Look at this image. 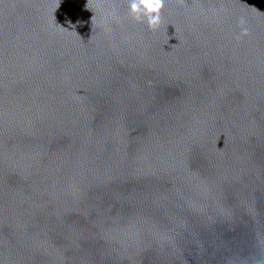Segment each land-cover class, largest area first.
<instances>
[{"label":"water","instance_id":"obj_1","mask_svg":"<svg viewBox=\"0 0 264 264\" xmlns=\"http://www.w3.org/2000/svg\"><path fill=\"white\" fill-rule=\"evenodd\" d=\"M126 12L0 0V264H264V0Z\"/></svg>","mask_w":264,"mask_h":264},{"label":"clouds","instance_id":"obj_2","mask_svg":"<svg viewBox=\"0 0 264 264\" xmlns=\"http://www.w3.org/2000/svg\"><path fill=\"white\" fill-rule=\"evenodd\" d=\"M180 7L186 6V0H175ZM165 7V0H127L126 17L131 21L140 24H146L149 31H157L162 24L161 12ZM106 15L114 16V10H108ZM239 28L238 34L235 36L236 41L248 37L249 29L246 26V20L240 17L237 21Z\"/></svg>","mask_w":264,"mask_h":264}]
</instances>
